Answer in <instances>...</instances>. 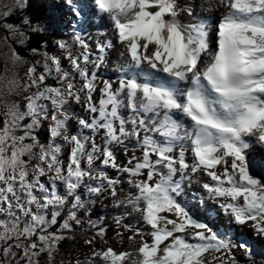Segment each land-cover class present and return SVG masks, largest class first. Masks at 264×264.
<instances>
[{
  "label": "snow or ice",
  "instance_id": "obj_1",
  "mask_svg": "<svg viewBox=\"0 0 264 264\" xmlns=\"http://www.w3.org/2000/svg\"><path fill=\"white\" fill-rule=\"evenodd\" d=\"M65 3L72 17L60 26L78 29L79 54L75 44L60 40L67 69L61 57L45 52L39 74L36 61L27 66L26 79L7 81L10 91L21 84L35 91L26 103L5 104L0 112V264H39L42 253L53 259L64 239L60 233L72 228L71 221L81 223L80 189L115 198L125 182L127 195L116 203L139 213L135 225H123L132 233L133 251L105 246L106 230L99 228L85 240L91 248L85 264H208L212 251L220 254L214 258L219 264H240L234 240L247 264H264V246L235 227L250 221L253 235L264 236V152L253 147L264 143V0H216L209 10L223 8L219 16L201 15L194 0ZM16 6L2 14L13 34L7 18ZM185 13L187 22L180 19ZM97 18L111 23L122 45L115 82L102 79L98 69L116 44L97 41L94 53L80 35ZM24 25L31 27L27 16ZM11 60L25 63L15 50ZM73 101L89 115L80 117ZM73 118L78 128L70 134ZM45 122L49 136L42 142L37 129ZM120 147L126 154L132 148L125 165L117 163ZM200 172L210 177L202 187L230 218L227 225L215 208L201 201L197 209L187 198L184 182Z\"/></svg>",
  "mask_w": 264,
  "mask_h": 264
},
{
  "label": "rangeland",
  "instance_id": "obj_2",
  "mask_svg": "<svg viewBox=\"0 0 264 264\" xmlns=\"http://www.w3.org/2000/svg\"><path fill=\"white\" fill-rule=\"evenodd\" d=\"M37 0H30L29 1V5L31 7L34 8L33 6V2H35ZM188 2V0H186ZM194 1H199V2H204L206 0H194ZM9 2V3H8ZM187 2H183L180 1L181 4L187 3ZM7 3L11 6L17 4L16 2H12L11 0H0V112H2L4 110V105L5 104H10L13 102H16L13 97L15 95H17L20 92H24L26 91L22 84L19 87H15L13 88L11 91L9 90L8 86H7V81L9 80H13L16 79L17 81H20L22 78H24V73L26 72L25 69H27V66L30 65L28 64L27 60H29L30 58H32L33 56H39L36 53H33L32 50H30L29 48L26 49L27 54H30L31 57L29 58H25L23 59L25 61V63H17V64H13L12 60H11V53L13 51V49L19 53V51L21 50L19 48V43L20 40L24 38L23 35H21L20 33H16L15 34L17 36H19V39L10 31H8L7 29H5L3 27V24L5 23V19L2 17L3 12L8 9L11 8V6L7 5ZM39 4V2H38ZM50 4V1L47 2V5ZM40 5H38L37 7L39 8ZM43 10V8H42ZM41 11V8L40 10ZM11 12H13V10L11 9ZM35 43H33L32 41H29V45L28 46H32ZM13 46V49H12ZM38 72V71H37ZM26 79V78H24ZM29 90L26 91V93H28ZM82 105H80L81 107ZM72 108L75 110V112L77 113V109L75 104L73 103ZM46 125V126H45ZM74 125L75 123L71 122V132L72 130H74ZM46 131H47V124L44 123ZM43 126L39 129H37V133L39 136H43L44 134L46 135L45 129L43 131L42 128ZM49 136V134H48ZM107 206V205H105ZM99 213V211L96 212V214ZM81 226V224H80ZM82 248H86V245H83ZM58 256H61V252L59 251V249L57 248L55 250V254H54V258H57ZM19 259V257H18ZM49 259L47 253H42L39 257H38V261L39 264H44L45 260ZM21 264H27L26 260H21Z\"/></svg>",
  "mask_w": 264,
  "mask_h": 264
},
{
  "label": "trees",
  "instance_id": "obj_3",
  "mask_svg": "<svg viewBox=\"0 0 264 264\" xmlns=\"http://www.w3.org/2000/svg\"><path fill=\"white\" fill-rule=\"evenodd\" d=\"M34 6V5H33ZM22 11H23V13H20V18L19 19H21L22 20V18L23 17H25V16H27V17H29L30 19H31V27H29V26H27V25H25L26 26V28L25 29H23L21 32L22 33H24V34H26L25 35V38H24V42H20L19 43V48L21 49L20 51H19V54H20V56L23 58V59H25V58H29V57H31L30 56V54H27V51H26V49L27 48H29L30 50H32V49H37V55H41L42 54V52H44L45 51V48H47V44H48V41H47V39H46V35L44 34V32H43V30H41L39 27L41 26L40 25V17L42 16L41 15V11H43L42 9H41V11H39L40 10V8H38V7H36V6H34V8L33 7H31L30 5H29V3H28V6L26 7V8H24V9H21ZM19 13V12H18ZM35 28V29H34ZM38 30L39 31V34H38V37L40 38V40L38 41H33L32 39H33V34H32V31H34V30ZM32 30V31H31ZM35 36H36V34H34ZM29 41H32L33 43L34 42H36V44H34V45H32V46H28L29 45ZM49 41H50V39H49ZM50 42H52V41H50ZM12 49H13V46H12ZM14 50V49H13ZM29 56V57H28ZM36 57V58H35ZM37 57L38 56H33L32 58H30L29 60H27V62H28V64H33V63H35V60L37 59ZM26 60V59H25ZM40 70V68H39V66L37 67V71H39ZM0 119H2V117H0ZM44 140V139H43ZM43 140H41V141H43ZM61 235H63V237H64V235H65V231L63 230L61 233H60ZM70 236H71V238L73 239V237H74V234L73 233H70ZM62 248H66V246H65V241L62 239Z\"/></svg>",
  "mask_w": 264,
  "mask_h": 264
},
{
  "label": "bare ground",
  "instance_id": "obj_4",
  "mask_svg": "<svg viewBox=\"0 0 264 264\" xmlns=\"http://www.w3.org/2000/svg\"><path fill=\"white\" fill-rule=\"evenodd\" d=\"M42 1H44V0H41V2ZM39 2V8H43V11H41L42 13H41V17H40V29H43V32H44V34L46 35V39H47V41H48V44H47V46H51L55 41H58V39H57V37H56V35L54 34V33H52V24H51V21H50V17H49V15H48V12H47V10L45 9V7L43 6V4L40 2V1H38ZM45 2H46V0H45ZM209 4V3H208ZM19 8V7H18ZM18 8H15L16 10H13V12H11L10 13V17L9 18H7V23H14V25H15V27H16V33L18 34V33H22L21 31L23 30V29H25L26 28V26L24 25L23 27H21V19H19L20 18V16L19 15H17L18 14V11L19 10H17ZM201 8H202V6H200V7H197V9H200L201 10ZM18 39H19V36H17L16 34H14ZM25 35L26 34H24L23 33V36H24V38H25ZM24 38L23 39H21L20 40V42H24ZM49 39H50V41H52V42H50L49 41ZM63 40H65L68 44H69V46H72L71 44H75V48H77V44L75 43V41H72V39L71 40H66V39H63ZM94 51V50H93ZM95 51H96V49H95ZM43 53V52H42ZM110 54H115L114 52H113V50H110ZM42 55V54H41ZM41 55H39L38 57H37V59L35 60V62L36 61H38L39 60V58H40V56ZM36 58V57H35ZM116 60V59H115ZM64 65H65V63H64ZM26 70V69H25ZM40 71H41V69L37 72V74H39L40 73ZM45 129V126H43V128H42V130L41 131H43ZM48 137V136H47ZM47 137H45L44 138V140L43 141H45V140H47L48 138ZM42 141V142H43ZM196 180L197 179H194V181H193V183H196ZM190 191H191V196H194L193 194H198V192H197V190H194V189H192V188H190ZM122 196V194L121 193H119V195H118V198H120ZM197 197V196H196ZM204 200H206V198L204 199ZM199 206V205H198ZM216 206V205H215ZM120 207L121 208H127V205H125V204H121L120 205ZM198 208V207H197ZM128 247L129 248H132V246L128 243ZM85 257L86 256H83V258L80 260L81 261V263H79V264H85Z\"/></svg>",
  "mask_w": 264,
  "mask_h": 264
}]
</instances>
